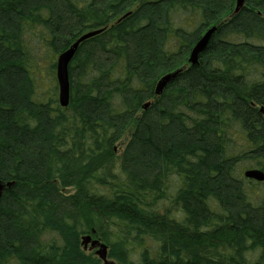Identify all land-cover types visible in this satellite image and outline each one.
Returning a JSON list of instances; mask_svg holds the SVG:
<instances>
[{
	"label": "trees",
	"instance_id": "trees-1",
	"mask_svg": "<svg viewBox=\"0 0 264 264\" xmlns=\"http://www.w3.org/2000/svg\"><path fill=\"white\" fill-rule=\"evenodd\" d=\"M236 2L0 0V264H103L87 235L115 264H264V0ZM96 31L62 108L57 58Z\"/></svg>",
	"mask_w": 264,
	"mask_h": 264
},
{
	"label": "water",
	"instance_id": "water-1",
	"mask_svg": "<svg viewBox=\"0 0 264 264\" xmlns=\"http://www.w3.org/2000/svg\"><path fill=\"white\" fill-rule=\"evenodd\" d=\"M244 0H237V9L244 5ZM217 31L216 27L209 28L202 38L196 43L193 47V50L190 53L189 60L190 63L196 66L199 62V57L207 50V46L210 40L213 37V34ZM98 33L96 32H89L86 33L84 36L77 39L74 44L60 56H58L56 61V77L57 83L59 88V95L58 99L62 108H66L70 103V81H69V67L71 62L75 58V53L78 50L79 46L84 43V41L92 36H95ZM171 81V76L167 75L163 79H161L158 83L156 94L161 95L162 92L165 90L166 86ZM245 177L255 180V181H264V173L261 170H248L245 173ZM1 191V185H0ZM84 248L87 249L90 246L91 250H95L96 255L99 257L103 264H114L108 259V246L103 244L101 241L94 239L90 235L84 236L82 239Z\"/></svg>",
	"mask_w": 264,
	"mask_h": 264
},
{
	"label": "rangeland",
	"instance_id": "rangeland-1",
	"mask_svg": "<svg viewBox=\"0 0 264 264\" xmlns=\"http://www.w3.org/2000/svg\"><path fill=\"white\" fill-rule=\"evenodd\" d=\"M223 20H225V17H223L222 18ZM215 26H217V25H215ZM188 60H189V57H188ZM189 62H190V60H189ZM49 63H50V60H49ZM48 63V64H49ZM47 64V65H48ZM129 132L130 131H127V133L123 136V138H122V141L119 143V145L117 146V152H118V154H120L121 153V151L123 150V147H124V145L127 143V141H128V138H129ZM70 191H67V193H69ZM72 192V191H71ZM91 237H92V240H94V239H97L98 237H93V235H91ZM98 240V239H97ZM99 241H101V240H99ZM103 244H105L104 243V241H101ZM106 245V244H105ZM88 250H91L90 249V246L87 248ZM96 250V249H95ZM95 250H92L94 253H95ZM113 263V262H112ZM115 264V263H114Z\"/></svg>",
	"mask_w": 264,
	"mask_h": 264
}]
</instances>
